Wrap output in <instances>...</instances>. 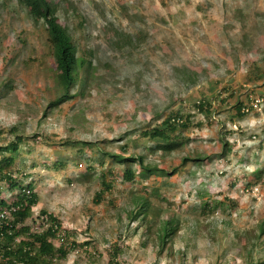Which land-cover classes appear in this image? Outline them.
<instances>
[{
  "label": "rangeland",
  "instance_id": "374dc122",
  "mask_svg": "<svg viewBox=\"0 0 264 264\" xmlns=\"http://www.w3.org/2000/svg\"><path fill=\"white\" fill-rule=\"evenodd\" d=\"M240 8L244 25L235 19ZM67 10L79 11L82 22L79 31L76 19L61 18L84 57L75 91L81 78L88 81L77 98L43 116L58 93L47 33L17 0H0V78L14 80L0 85V129L9 142L12 124L27 120L20 126L25 141L12 154L21 184L32 183L39 198L33 227L42 223L41 210L53 212L78 243L90 240L93 253L76 248L57 264H109L115 243L121 264H246L249 257L264 264V243L253 239L264 220V0H71ZM205 96L209 115L196 105ZM249 97L254 109L238 116L236 100ZM176 112L189 142L161 158L148 136ZM189 152L207 158L182 163ZM10 153L0 149V158ZM114 153L177 168L141 174L144 163L118 162ZM127 167L135 182L124 179ZM102 179L113 186L96 203ZM145 189L154 212L179 219L163 245L158 216L130 215L139 206L132 193ZM209 199L222 203L211 210Z\"/></svg>",
  "mask_w": 264,
  "mask_h": 264
},
{
  "label": "trees",
  "instance_id": "16d2710c",
  "mask_svg": "<svg viewBox=\"0 0 264 264\" xmlns=\"http://www.w3.org/2000/svg\"><path fill=\"white\" fill-rule=\"evenodd\" d=\"M23 5L28 8V13L34 22L42 21L48 32L47 41L51 45V50L53 57L55 58V66L51 68V73L49 74L51 79L55 83L57 89L56 97L47 102L42 115H47V111L51 107H57L62 103L75 97L78 93L82 92L87 85L88 78L83 77L82 86L79 92L75 91L77 83H80L79 77V66L83 64V60L80 58L78 61L72 47V38L70 36V31L68 26H63L58 22V11L59 7L56 3L57 0H19ZM64 1V0H60ZM240 8V12L236 13V21L244 25L247 22L246 14ZM74 15L76 23L82 29L81 19ZM79 21V22H78ZM231 22H226V27L229 26ZM91 64V61H90ZM259 74L258 71H253V76L256 77ZM261 74H264L261 72ZM260 74V75H261ZM191 77V72L188 74ZM89 76V75H88ZM250 76V75H248ZM192 78L194 76L192 75ZM11 81H14L10 74L0 78V85L3 87H10ZM89 83V82H88ZM77 98V97H75ZM221 101H224L222 99ZM212 101L209 98L202 97L196 103L199 111L206 112L208 115L212 111ZM252 101L249 98L247 100H236L237 115L243 117L246 115L247 111L252 108ZM17 113H26L27 108L15 107ZM20 119V118H19ZM27 121V120H26ZM24 119L15 121L8 134L13 136L11 141H6L5 136H3V130L0 129V149L8 150L10 154H4L0 158V264H57L58 261L67 259L69 253L76 248H81L89 256H93L90 251L91 248L87 247L90 240H86L83 243H78L74 232L66 226L64 220L57 214L53 212H48L47 210H41L40 214L42 217L41 224L39 228H34L32 224V213L34 208L39 203V198L34 191L33 184L28 183L27 185L21 184L22 180L20 175L13 169V164L15 162L14 155L19 145L25 141L26 135L20 130V126L26 123ZM187 123L184 120V115H180L178 112L171 113L165 117L162 122L157 124L153 130L149 133L151 140H155V144L150 146L151 151L161 150L160 157L164 158L167 155L173 153L179 146L183 145L185 142H189V138L182 135L180 129L186 126ZM4 141V142H2ZM226 144V143H225ZM4 145V146H2ZM126 144L121 146V149H125ZM195 152L188 153L182 159V163L192 160L195 163H199L207 157H201L194 154ZM113 158L118 162L124 160L138 161L141 165L144 163L143 155H136L126 157L120 153L112 154ZM171 166L166 168L161 166L159 163H152L146 161L140 173L150 174V173H161L169 174L171 171L175 170L177 167ZM123 177L125 180H134L135 182V171L131 167L125 168L123 171ZM27 174H23L22 178H26ZM102 178H105V174H102ZM102 184L104 185L99 191L94 195V202L99 203L104 199L105 194L112 188V182H105L102 179ZM19 188L18 192H13L15 188ZM254 184L247 182L246 189H253ZM145 192L132 193L133 200L139 206L135 209L134 215H130L133 219L141 215L144 220L150 214H153L149 221H153L154 217H159V224L157 227V237L160 243L163 245L168 242L171 236L179 229V219L162 218L160 212H154L152 209L153 203L152 199ZM218 203L222 201H215L209 199L205 202V206H211V210H214ZM131 218V219H132ZM88 232V230H86ZM254 241L258 245L264 243V220L262 219L256 225V233L254 236ZM110 254L109 264H121L119 261V256L122 252V248L119 243H115L108 248ZM251 256V252L248 253ZM248 256V257H249ZM246 264H260L251 260L246 262Z\"/></svg>",
  "mask_w": 264,
  "mask_h": 264
},
{
  "label": "clouds",
  "instance_id": "9594fccd",
  "mask_svg": "<svg viewBox=\"0 0 264 264\" xmlns=\"http://www.w3.org/2000/svg\"><path fill=\"white\" fill-rule=\"evenodd\" d=\"M18 1V5L21 7V8H23L25 11H26V13H27V15L30 17V15H29V13H28V8L25 6V5H23L19 0H17ZM71 2V0H64V1H60V0H57V4H58V7H59V11H58V22L61 24V25H63L64 27L65 26H68L67 24H62L61 23V18H62V16H68V17H73L74 18V15H76V14H79V11H72V10H67V6L69 5V3ZM31 18V17H30ZM32 19V18H31ZM33 20V19H32ZM227 22V21H226ZM225 22V23H226ZM36 24L37 23H41L42 24V26L45 28V31H46V33H47V36H48V32H47V30H46V27H45V25L43 24V22L42 21H39V22H35ZM69 28V27H68ZM71 32V31H70ZM69 32V33H70ZM86 32H84V34H85ZM70 36H71V34H70ZM72 38V37H71ZM48 39V38H47ZM72 43H73V40H72ZM73 51H74V53H75V55H76V57H77V59H79L80 57L77 55V52L75 51V49L73 48ZM83 55H86V52L84 51L83 52ZM81 58H84L83 56H81ZM80 61V60H79ZM90 62V61H89ZM254 102L252 101V104H250V105H252V108L250 109V110H252V109H254ZM249 110V111H250ZM249 111H247V113L246 114H248V112ZM246 116V115H245ZM255 188V191H257L258 190V187L257 186H255L254 187Z\"/></svg>",
  "mask_w": 264,
  "mask_h": 264
}]
</instances>
